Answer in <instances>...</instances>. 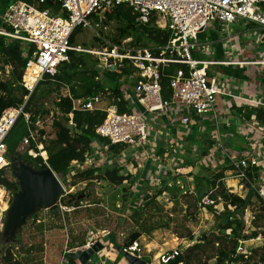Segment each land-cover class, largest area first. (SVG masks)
Returning a JSON list of instances; mask_svg holds the SVG:
<instances>
[{
  "label": "built area",
  "instance_id": "1",
  "mask_svg": "<svg viewBox=\"0 0 264 264\" xmlns=\"http://www.w3.org/2000/svg\"><path fill=\"white\" fill-rule=\"evenodd\" d=\"M45 1L36 0L35 4L11 1L0 11V36L5 38L6 42L20 41L23 50L31 46L34 48L27 58L19 83L27 91L24 100L29 98L46 76L54 77L58 68L69 62V51L94 55L98 71L95 79L101 81L100 76L112 75L119 83L121 93V97H115L108 87L84 98L74 99L70 94L67 95L72 101V112H103L105 116L95 127L99 141L92 144V151L85 155L83 161L70 163L66 182H71L73 175L87 169H106L103 165L110 160L119 162L116 167L120 169V175H127L123 173V169L127 168L130 174L135 168H140L146 163L151 164L155 167V172L147 183L159 185L167 178L165 172H179L182 156H197L202 154L204 149L201 145L187 143L184 135L171 138V129L179 126L188 128L198 124V121H201V124L203 120L209 119L213 124L210 137L213 141L205 153V161H212L210 167L217 162L220 166L229 167L240 185L256 193L264 203V182L259 183L251 174L252 168L261 166L260 159L256 155L231 154L225 149L220 133L217 99L222 95L241 99V84L238 85L237 80L232 77L217 76L211 69L217 64L227 62L195 59L192 53L199 50V34L207 30L209 25L225 32L226 40L220 39L225 48H232L230 42L234 41L229 25L234 23L242 24L245 28L255 25L256 28L246 30L245 35L256 37L255 43L264 45V0H56L60 6L58 12L38 8ZM118 6L131 10L136 27L154 22V27L166 29L170 35L167 42L164 45L134 47L130 38L121 42H110L98 35L100 45L94 49L70 44L74 30L91 27L92 19H98L97 17ZM235 47L238 49V46ZM247 48H252V43ZM247 63L264 66V58L253 59ZM173 65L178 67L170 74H165ZM163 77L167 78L165 87L161 83ZM105 94L111 102L102 106ZM255 98L251 102L264 108V100ZM121 102L128 111L119 110L118 103ZM24 104L5 108L0 116V217L3 212L1 205L6 208L11 200V191L1 182L3 179L10 180L5 175L11 167L6 138L19 118H23L26 134L20 139L16 151L33 159L40 157L43 164L49 167L44 147L47 139L45 134L41 135L39 132L43 128L41 115H37L35 122L31 123V115L24 112ZM48 113L62 116L56 108ZM71 113L67 114V117L70 118ZM242 114L244 111L238 114V121H242ZM159 115L166 120L165 123L161 121L162 129H157L153 124ZM68 124L73 127L71 120ZM37 126L40 128L35 129ZM159 140L168 145V151L162 154L154 151ZM111 146L120 148L115 153L110 149ZM188 146H192L191 154L185 150ZM128 149L130 154L127 153ZM137 152L139 157H136ZM60 184L63 193L56 203L59 213L64 215L78 207L60 202L61 198L68 194L62 181ZM215 190L216 188L208 190L202 198V203L207 207L215 205V200L211 198L215 195ZM255 239L264 242V231ZM95 240L96 238L90 235L81 249L91 247ZM243 244L244 240L238 241L235 256L243 255L247 258L252 249ZM139 245L138 241H134L129 246L121 247L141 258ZM179 253V248L163 251L157 260L160 264H168ZM59 264L69 262L64 256Z\"/></svg>",
  "mask_w": 264,
  "mask_h": 264
},
{
  "label": "rangeland",
  "instance_id": "2",
  "mask_svg": "<svg viewBox=\"0 0 264 264\" xmlns=\"http://www.w3.org/2000/svg\"><path fill=\"white\" fill-rule=\"evenodd\" d=\"M2 1L5 3L8 0ZM97 18L92 19L91 27L78 30L74 38V45L82 46L85 49L97 48L100 45L98 35L110 42H121L130 38V43L135 45L134 47L154 45L146 38L145 33H141V27L139 26L137 29L136 26L133 29L129 28L121 18L112 17L108 19L105 14ZM150 25L154 26V22H151ZM210 26L202 34H199L200 52H192L195 59L215 58V56L209 57L206 54V51L211 49L210 44H207V42L211 43L212 34L222 38L223 41L226 40L225 32L219 29H215V32H209L211 30ZM244 28L242 24L234 23L229 25L231 32L242 33V35L238 36L239 38H234L239 40L238 43L241 48L248 47L252 43L253 55L257 56L258 52H264V45L256 44V37L254 36L246 37ZM121 29L127 30V33H121ZM230 44L233 43L230 42ZM82 54H84L86 60L87 70L96 66L97 60L94 55ZM11 69V66H4L0 59V81H9L11 79ZM66 69L67 73L71 72V68ZM215 69L219 71L225 70L220 67H215ZM82 70L83 68H77L75 79H72L69 84L50 82L49 85L39 86L40 89L36 93L38 98L37 107L45 111L41 115V124L47 140L54 137L53 120L61 119L60 115L55 113L51 115L48 111L54 108L53 102L57 101L59 96H67L69 94L70 86H74L79 90L82 83L81 80L84 78L81 73ZM100 77L101 81H103L109 75ZM104 82L105 88H108L111 84L109 79ZM19 83H17L18 86H20ZM236 83L239 85V80ZM263 89L264 86L262 85V89L259 88L258 91L264 92ZM42 91H47L45 98H40ZM15 94L19 95L17 91ZM109 102H111L110 98L106 94L103 95L102 106H106ZM33 109H36V107L34 106ZM62 121L64 120L62 119ZM161 121L163 123L166 122L161 115L154 120L153 124L157 129H162ZM22 126L25 128L24 121L17 124L15 130L22 128ZM190 127H188L189 130H191ZM39 128V126L35 127V129ZM210 137L209 130H206L205 136L202 137L203 140L195 141L203 142L204 147H207L212 143ZM189 144L192 143L189 142ZM185 150L188 154H191L189 146L185 147ZM162 151V153L168 151V147ZM139 152H137L136 157H139ZM127 153L130 154L131 151L128 149ZM205 158H207L206 154L192 155L189 158L182 156L180 165H188L194 169L188 170L189 172L187 173L184 171V175L176 172L174 174L165 172L167 178L159 185L148 184L144 179L141 180L142 177L137 181L134 179V174H129L131 178L118 186L101 180L76 181L73 185L69 181H63V186L68 194L63 196L60 202L75 207L74 203L80 200L78 203L79 207L70 212L69 215L61 216L59 214L56 218L47 209H37L27 217L24 224L14 233L12 240L8 238L9 234L4 229L6 211L11 204V197L6 208L5 205H1L3 212L0 217V258L6 249L12 248L23 264H59L64 258V253L76 246V241L79 243L88 237L90 229H94L96 232L103 229L109 232L107 236H114L116 244L120 246L129 240L131 233L135 231L144 232L137 241L140 243L141 257H144L145 260H147L146 257L148 258V256L153 258V256L155 257L163 251H170L176 248H179L181 253H184L187 248L199 243L201 235L206 234L209 242L201 243L197 248H193L192 262L193 264H215L218 249L217 242L229 247H231V243H226L227 240L225 241L220 237L222 233L218 230L224 224L223 200L221 198L217 199L216 207L214 206L216 213L210 212L207 205L202 203L205 193L212 189L208 185V180L221 171L224 174V186L230 193L244 197L246 196L244 193L246 187L240 185V182L233 174L228 173L229 167L219 168L217 171V168L213 170L210 168L212 161H205ZM108 163L107 161L104 168L110 166ZM164 163L162 166H164ZM165 168L167 169V167ZM5 175L10 180L15 179L11 174V167L5 172ZM219 190L216 189L215 194ZM157 191H161V195L155 199L154 203L144 208V198ZM263 204L261 200L259 201L253 196L250 205L243 212V231L240 235L249 236L253 231L258 233L264 231V212L261 210ZM98 235H101V232ZM216 238L219 240H216ZM108 242L109 240H106L104 245ZM243 245L256 249L263 246L264 242L246 241ZM100 260L101 258L98 254H94L87 264H98ZM74 262L75 264H80L78 261ZM249 263L252 264V262ZM158 264L160 263L158 262ZM237 264L243 263L239 262Z\"/></svg>",
  "mask_w": 264,
  "mask_h": 264
},
{
  "label": "trees",
  "instance_id": "3",
  "mask_svg": "<svg viewBox=\"0 0 264 264\" xmlns=\"http://www.w3.org/2000/svg\"><path fill=\"white\" fill-rule=\"evenodd\" d=\"M16 0H8L3 3L0 0V11H3L6 7V4ZM24 1L29 4H35L36 0H17ZM40 9H49L54 12H58L60 6L56 0H46L43 4L38 6ZM105 15L108 19L112 17H119L124 22H126V26L129 28H134V15H132L131 10L124 6L114 7L110 11H107ZM141 27V33H145L146 38L153 43L154 45H164L169 39L170 35L166 29H159L150 24ZM138 27H136L137 29ZM79 29L74 30L70 37V44H74V38L78 33ZM121 33H127V30L121 29ZM114 42V41H113ZM33 47H28L26 49V54L23 56L22 45L18 40H13L10 42H6L5 38L0 36V59L4 66H11V79L9 81H0V116L2 111L8 107H18L24 104V112H28L31 115V123L35 122L37 115H42L45 113L43 109L37 107L38 98L36 96L37 91L40 89V85H49L50 82L56 84H69L72 79H75V74L77 72V68H83L81 73L84 75V78L81 80V85L79 90L74 86H70L69 94L74 99L89 97L95 95L100 91H104L105 82L98 81L95 78L98 76V71L96 66H93L92 69H86V60L84 58V54L81 52L69 51V62L63 63L59 68L57 75L54 77L46 76L45 79L39 83L34 92L29 96V98L25 101L24 97L27 95V91L24 90L21 86H18L17 83L21 80V74L27 58L33 52ZM63 67V68H62ZM178 65H173L169 70L165 71V74H170L171 71ZM66 68H71V72L67 73ZM85 68V69H84ZM112 78V76H111ZM15 81V82H14ZM105 81V80H104ZM111 82L109 89L115 97H121V93L119 91V83L114 80H109ZM162 85L165 87L167 84V78L163 77L161 81ZM40 86V87H39ZM58 86V85H56ZM18 92L19 95H16L15 92ZM47 91H42L40 98H45ZM54 108H56L59 113L62 114L61 119H54L53 133L54 137L48 139L44 143V147L47 151V164L51 168V170L60 178L63 177V181H65L66 175L69 170L70 163L72 161H83L85 155L90 153L93 149L92 144L95 141H99V138L95 134V127L99 125L104 119L105 114L103 112H72V101L68 96H59L57 101L53 102ZM36 109H33V107ZM119 110L128 111L124 107V103H118ZM72 112V113H71ZM71 113V117H67V114ZM244 115L248 119L251 115L255 116L256 121L264 125V108H246L244 110ZM243 115V116H244ZM62 119L64 121H62ZM71 120L73 123L72 130L67 128L68 121ZM23 118H19L8 137L6 138V144L8 148L9 158L14 156L18 157L23 163L29 165L34 169H43L46 165L43 164L42 159L40 157L31 158L26 154H21L16 151L18 147V143L22 136L26 134L25 128L15 130L17 124L21 123ZM196 125H191L190 129L193 133L192 139L190 143L195 141L196 135ZM41 135L44 134V131H39ZM101 140V139H100ZM212 144V143H211ZM119 146H111L110 149L115 153L118 151ZM210 146H205L202 154H205ZM119 168L116 166L108 167L106 169H102L97 167L95 169H87L78 174L72 176L71 183L75 184L76 181H92V180H101L108 182L112 185H120L124 181H128L130 175H120L118 174ZM213 178L208 180V185L210 188H216L217 194L211 196L213 200H215V204L218 202L216 197H220L223 200V219L224 224L221 225L218 230L222 233L220 237L223 240H227L226 243H231V247L225 244L218 243L217 255L215 258V264H237L242 262L243 264H264V245L259 248H254L251 250V255L247 258H244L243 255L235 256V249L237 243L240 239H245V235H240L243 231V212L248 208L251 203L253 196L261 200L256 193L250 191L245 198L237 196L233 193H230L224 186V174L220 171L212 176ZM3 186L11 191L15 192L18 190V183L14 180L3 179ZM161 195V191H157L152 195H148L145 197L143 202V207L149 206L151 203H154L155 199ZM79 201L77 200L74 203L75 207H79ZM216 206V205H214ZM214 206H208L210 212L216 213V209ZM262 212H264V204L261 207ZM144 232L135 231L130 234L129 240L123 244L122 246H129L134 241H137L138 238ZM230 234V235H229ZM260 233L253 231L251 233V237L257 238ZM216 240H219L216 238ZM209 242V238L206 234L201 235L199 239V243H196L194 246L187 248L183 253H179L173 260H171L168 264H193L192 262V250L193 248H197L201 243ZM85 243L83 241L79 242L78 246H83ZM75 248V247H72ZM70 248V249H72ZM159 256L156 255V259ZM0 264H23L21 260L15 255V251L12 248H8L5 250L3 256L0 258ZM69 264H75L74 261L68 260Z\"/></svg>",
  "mask_w": 264,
  "mask_h": 264
},
{
  "label": "crops",
  "instance_id": "4",
  "mask_svg": "<svg viewBox=\"0 0 264 264\" xmlns=\"http://www.w3.org/2000/svg\"><path fill=\"white\" fill-rule=\"evenodd\" d=\"M211 25V30L209 32H215V29H219L218 27ZM215 28V29H214ZM256 28L255 25H251L250 27H246V30ZM234 32V31H233ZM231 32V36L233 40V44H231L232 48H225L221 42V38L218 36H215V34L211 35V49L208 51L207 55L209 57L215 56V58H209V59H199V60H214L216 62H227L226 64H217L211 69L216 73L217 76L221 75L222 77H232L236 80H239L240 82V91L239 93H242L241 99H235L229 96H220L217 99V110H219L220 114V133L223 138V143L225 149L230 152L231 154L241 156L244 154H250L260 159L261 166L258 168H252L251 174L253 178L260 182H264V125L259 124L254 115H251L248 119L246 118V115L242 114V121H238V114L241 113V111H244L246 108H261L260 106L254 104L251 102V100L255 97H258L262 100H264V92L258 91L259 88L262 89V85L264 86V66L261 65H254L251 62L254 60H261L264 58V52H258L257 56L252 54V48L242 47L238 43V39H234L238 37L239 35H242L241 32ZM202 34V33H201ZM239 38V37H238ZM209 43V42H208ZM213 46V48H212ZM238 46V49L235 47ZM202 51V50H201ZM23 56L26 54V49L23 50ZM200 52L199 50L194 51ZM203 52V51H202ZM244 55H246L244 57ZM243 56V57H241ZM238 62H244L243 64H238ZM215 67L224 68V71L216 70ZM112 75H109V77L105 78L106 80H114ZM104 81V80H103ZM264 91V89H263ZM256 99V98H255ZM198 121V124H196V137L195 140H203L202 137L205 136L206 130H209V135H212L213 130V124L209 121V119H205L202 121ZM200 124V125H199ZM171 135H184L186 139L188 140V143L192 139L193 133L188 128L179 126L174 127L171 129ZM203 135V136H202ZM212 139V138H211ZM213 141V140H212ZM157 148H155V152L162 154V150H165L168 145L163 141L159 140L157 141ZM192 145H201L204 147L203 142L194 141ZM212 145V144H211ZM210 145V146H211ZM192 151V146H190ZM205 148V147H204ZM218 156V155H217ZM107 163V162H106ZM106 163L103 165L105 166ZM118 161L112 162L109 160V167L116 166ZM210 168L213 170L216 169V171L221 168H225L224 166H220V164L217 162V164H213ZM193 167L190 166H181L179 168V174L184 175V171L189 172L193 170ZM189 170V171H188ZM196 170V168H195ZM134 172V173H133ZM155 172V167H152L151 164H144V166L140 168H135L130 174H134V179L139 181L144 179L145 182H148V179L153 176V173ZM124 174H129L127 168L123 169ZM229 174H233L232 171H228ZM234 175V174H233ZM246 189V188H245ZM244 193L247 195L249 191L246 189ZM119 197V196H117ZM246 196L242 197L245 198ZM60 214V213H59ZM61 216L69 215V213H65L64 215L60 214ZM102 230V231H101ZM100 231H95L94 229H90L88 232V237L90 235L94 236L96 238V241H99L103 245V250H101L98 254V256L101 258L98 264H127L125 259L121 254L118 253L117 248L121 247L120 245L116 244V241L114 239V236H107L109 232L101 229ZM253 230V229H252ZM99 232H101V235H98ZM252 233V232H251ZM250 233V235H251ZM245 235L246 238L242 239L246 243L248 242H261L260 240H257L251 236ZM87 237V238H88ZM87 238L83 241L86 242ZM106 240H109L108 243L104 242ZM76 246L70 251L76 250L78 248H81V246H78L79 243L76 241ZM248 248V247H246ZM251 248V247H249ZM253 249V247L251 248ZM156 257V256H155ZM153 256L148 258L147 260L144 259V257H141L144 261H146V264H158V260Z\"/></svg>",
  "mask_w": 264,
  "mask_h": 264
},
{
  "label": "water",
  "instance_id": "5",
  "mask_svg": "<svg viewBox=\"0 0 264 264\" xmlns=\"http://www.w3.org/2000/svg\"><path fill=\"white\" fill-rule=\"evenodd\" d=\"M67 128L72 130L71 124H68ZM10 162L11 174L18 183V190L11 195L12 201L6 211L4 229L9 234L8 238L12 240L14 233L35 210L47 209L53 217H58L59 209L56 202L63 193L60 184L63 177L56 176L50 167L34 169L18 157L10 158ZM102 248V243L97 241L91 247L66 251L64 256L67 260L87 264ZM117 251L127 264H146V261L124 251L122 247H118Z\"/></svg>",
  "mask_w": 264,
  "mask_h": 264
}]
</instances>
